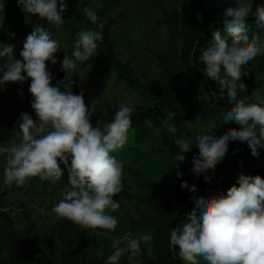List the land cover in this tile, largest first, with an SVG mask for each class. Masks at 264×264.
I'll use <instances>...</instances> for the list:
<instances>
[{"label":"clouds","instance_id":"1","mask_svg":"<svg viewBox=\"0 0 264 264\" xmlns=\"http://www.w3.org/2000/svg\"><path fill=\"white\" fill-rule=\"evenodd\" d=\"M252 4L253 0H233L222 14L223 31L211 33L212 42L200 55L204 76L218 83L221 98L226 91L227 99L233 102L221 119L232 120L240 126L239 130L224 128L216 133L212 129L194 138L176 137L178 129L170 124L178 150L172 156V168L178 169L185 154L195 147L198 154L192 158L191 172L208 180L209 171L225 157L230 142L245 143L253 156L258 155V148H264V95L259 91L253 96L241 95L246 86L240 78L248 76L254 67L249 62L264 48L258 36L250 39L247 22L248 17L254 16L257 27H264V5L258 4L253 12ZM18 7L50 27L60 29L64 24L65 0H18ZM4 9V0H0V29L5 23ZM83 12L95 27L77 33L71 54L61 62L64 78L56 85L52 84L55 77L46 62L57 64L55 54L61 44L48 29L33 28L23 43L19 60H14L13 44L0 43V89L8 83L23 86L30 80V106L35 115L34 122L32 115L21 114L17 121L18 142L0 146V157L6 161L3 183L23 187L38 178L56 184L66 171L70 187L64 188L52 211L58 218L95 235L109 236L118 226L112 213L120 208L119 200L114 201L113 197L124 191L123 165L114 154L128 142L136 108L134 103H122L111 122L101 129L92 126L95 109L92 104H85L84 93H73L74 73L96 54L104 28L93 7H85ZM9 38L14 39V34ZM181 176L177 171V179ZM236 184L238 187L231 186L226 195L219 197L191 196L196 207L182 225L170 229V244L180 259L188 264H264V179L240 174ZM180 187L197 192L196 185L190 186L187 181L181 182ZM124 241L123 247L119 240L113 244L105 264H120L128 253L129 259L139 257L143 251L141 243L150 250L152 236L128 233Z\"/></svg>","mask_w":264,"mask_h":264},{"label":"trees","instance_id":"2","mask_svg":"<svg viewBox=\"0 0 264 264\" xmlns=\"http://www.w3.org/2000/svg\"><path fill=\"white\" fill-rule=\"evenodd\" d=\"M123 0H99L100 7L97 13L104 22L102 40L98 42L96 54L85 62L100 60L104 73H113L117 82L122 83L129 91L136 95L139 104L132 114L131 135L134 149L149 145L156 140V132L162 128L165 121L177 110L178 104L184 109L187 118L194 119L202 125L213 124L221 129L233 128L239 130L232 120L223 121L221 118L232 101L227 99L226 91L223 98L218 95L220 87L217 82L207 79L202 69L200 55L212 42L211 33L215 30L223 31L222 14L212 15L207 8V0H182L170 12H165L161 0H153L163 17V26L166 33L167 46L173 50L178 45L177 63L167 57L158 58V76L149 83L143 82L128 62H123L114 48L115 37L112 30L116 21L109 17L110 9ZM8 2L6 17L12 18L22 11L18 7V0H4ZM67 8L63 14L64 24L60 29L50 27L48 24H32L16 28L15 32L26 38L35 26H41L51 33L54 39L61 34L63 27L68 29V35L60 41L61 49L58 53L62 58L71 54V44L77 33L95 26L87 21L83 9L73 5L72 0H65ZM264 5V0H253L255 7ZM249 23L250 39L259 37L264 44V27H257L255 17L247 18ZM174 51V50H173ZM252 70L247 77H241L246 91L258 76L264 77V48L253 62H249ZM48 68V67H47ZM55 77L53 85L62 81L64 75L48 68ZM243 70V69H242ZM190 77H194L211 96L210 101L202 100L191 94L187 88ZM31 81L26 80L20 90L21 101L27 114L35 115L31 109L32 97L28 91ZM245 91V92H246ZM244 92V93H245ZM217 93V95H212ZM242 93L241 95H245ZM264 95L263 89L260 92ZM220 100L222 104L217 101ZM116 110L108 109L105 114H99L91 119L93 127L103 129L104 124L111 122ZM20 116H12L9 110V101L3 96L0 89V144L11 141L13 132L18 131L17 121ZM258 155L253 156L245 143L230 142L225 157L218 161L214 170L209 171L210 178L204 179L201 175L196 177L191 172V166L184 165L178 171L182 176L177 179L176 173L166 179L144 180L135 183L139 192L132 194L124 190L120 193L125 199L141 205L152 216L149 224L129 220L130 231H146L152 236L151 255L148 256L145 245L141 243L143 264H188L180 259L178 251L170 244V229L182 225L188 213L196 207L191 196L203 194L205 196L226 195L227 190L238 184L236 181L240 174L257 176L264 179L262 169H254L259 162L264 164V148H258ZM187 181L191 186L196 185L197 192L190 193L181 189L180 184ZM0 202V264H37L42 253L48 255L49 264H87L88 260V230L79 231L75 224L61 219L51 234L40 236L35 223L31 221L28 213L23 212L25 229L14 230L13 220L2 208ZM5 227V228H3ZM7 229H10L8 231ZM54 239L56 244H54ZM5 256V257H4ZM197 264H200L197 261Z\"/></svg>","mask_w":264,"mask_h":264},{"label":"rangeland","instance_id":"3","mask_svg":"<svg viewBox=\"0 0 264 264\" xmlns=\"http://www.w3.org/2000/svg\"><path fill=\"white\" fill-rule=\"evenodd\" d=\"M182 0H161L165 12H170L176 7L177 2ZM5 3V23L3 29H0V43H11L14 45V60L21 59L19 53L23 48L26 38L19 36L15 30L18 27L29 26L32 24L47 23L38 17H30L21 12L12 18L6 17L8 2ZM77 8L93 7L96 11L100 7L99 0H72ZM233 3V0H207V8L212 15H221L226 7ZM109 17L116 21V26L112 30L115 37L114 48L119 58L123 62H128L136 75L145 83L151 82L158 76V58L167 57L177 63L178 45L171 50L166 43V33L162 24L163 17L159 12L153 0H123L114 5L109 11ZM10 34H14V39H10ZM68 35V29L63 27L57 40L61 41ZM76 39V38H75ZM73 40L72 45L75 42ZM56 65L46 62V67L62 73L61 62L63 58L57 52ZM75 81L72 91L74 94L84 93V101L87 106L93 105L95 113L91 119H96L99 114H105L108 109L117 110L122 103L139 104V99L129 91L122 83L117 82L113 73H104L101 61H93L86 65H80L74 73ZM264 77L258 76L252 86L244 94L253 96L256 91L263 89ZM22 86L19 83H8L3 87V96L9 101V110L12 116L18 117L25 114L26 109L21 101ZM187 88L191 94L197 95L202 100L210 101L209 93L196 82L194 77H190L187 82ZM62 90V89H61ZM95 102L93 103V101ZM175 126L178 131L176 137L192 136L193 138L202 132H220L221 128L213 125H202L194 119L186 116L184 109L178 104L177 110L165 121L162 128L156 132V140L146 146H142L137 151L131 135H128V142L122 150L115 153L116 159L123 165L122 180L124 190L136 194L135 183L141 179L160 180L173 176L182 166L189 165L194 155L198 154V149L193 147L185 154L184 162L179 163L178 169L170 167L173 158L178 151L175 147L173 134L169 131V125ZM19 140V132L14 131L11 141L0 144H10ZM5 159L0 157V202L2 209L9 214L13 220L14 230L25 229V219L23 212L28 213L31 221L35 223L40 236L51 234L54 227L62 219L58 218L52 211L53 207L62 198L61 194L64 188L70 187L68 182V173L64 171L60 182L53 184L50 181H40L38 178H32L23 187L15 185L6 186L3 183ZM63 165L61 168L63 169ZM262 169L264 164L259 162L254 169ZM114 201L120 202V208L112 213L118 220V226L115 231L109 235H95L88 230V260L87 264H105L108 256L113 252V244L119 240L120 246L126 243L124 237L131 233L133 236L140 234H149L146 231H130V222L149 224L152 216L145 208L135 202L125 199L121 194L113 197ZM79 231L84 229L76 225ZM5 228V227H3ZM6 230V228H5ZM10 231V229H7ZM54 244L56 240L54 239ZM147 255H151L150 250L145 246ZM130 253L123 256L120 264H143L140 257L129 259ZM5 257V256H4ZM185 262V261H184ZM37 264H49L48 255L42 253Z\"/></svg>","mask_w":264,"mask_h":264},{"label":"water","instance_id":"4","mask_svg":"<svg viewBox=\"0 0 264 264\" xmlns=\"http://www.w3.org/2000/svg\"><path fill=\"white\" fill-rule=\"evenodd\" d=\"M217 102H218L219 104H222V103L220 102V100H218Z\"/></svg>","mask_w":264,"mask_h":264}]
</instances>
